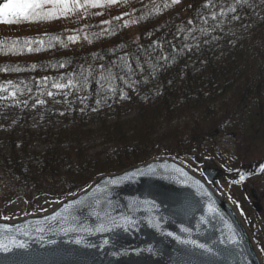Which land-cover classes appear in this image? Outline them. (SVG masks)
I'll return each instance as SVG.
<instances>
[{
  "label": "trees",
  "instance_id": "1",
  "mask_svg": "<svg viewBox=\"0 0 264 264\" xmlns=\"http://www.w3.org/2000/svg\"><path fill=\"white\" fill-rule=\"evenodd\" d=\"M78 3L20 20L58 23L47 34L0 39V102L12 97L24 105L0 111V219L13 217L6 211L11 203L20 202L25 216L42 212L99 176L154 158L182 163L198 156L232 171L249 149L258 151L264 0ZM182 6L184 17L176 15ZM16 76L25 79L7 83ZM38 100L43 107L34 111ZM226 136L232 145L224 154Z\"/></svg>",
  "mask_w": 264,
  "mask_h": 264
},
{
  "label": "water",
  "instance_id": "2",
  "mask_svg": "<svg viewBox=\"0 0 264 264\" xmlns=\"http://www.w3.org/2000/svg\"><path fill=\"white\" fill-rule=\"evenodd\" d=\"M195 162L201 178L176 161L157 158L100 176L49 212L0 220V238L15 237L28 245L0 252V264H262L242 219L219 188L240 177L212 160L195 157ZM150 169L154 174L138 175ZM83 198L93 206L79 210L75 218L69 216L67 205ZM106 215L120 223L128 218V230L96 232ZM157 222L160 230L152 226ZM192 239L218 255L181 243Z\"/></svg>",
  "mask_w": 264,
  "mask_h": 264
},
{
  "label": "rangeland",
  "instance_id": "3",
  "mask_svg": "<svg viewBox=\"0 0 264 264\" xmlns=\"http://www.w3.org/2000/svg\"><path fill=\"white\" fill-rule=\"evenodd\" d=\"M3 0H0V3ZM185 6L180 7L176 15L184 17ZM113 11H122V8H115ZM184 12V13H183ZM58 23L48 22L45 24H35L31 22L21 21L19 26L14 28L9 24L6 26L0 23V39L2 37L16 35V36H38L40 34H47L57 27ZM25 77L16 76L6 79L7 83L12 81H22ZM59 103L55 100L54 104ZM64 105V104H63ZM63 105H61L63 107ZM43 104H37L34 111L42 109ZM24 108V105L17 103L12 97H8L0 102V111H20ZM35 132L42 131L39 126L33 128ZM235 135L233 134V137ZM255 143L258 145V151H252L249 149L246 157L243 160V164H240L236 168L232 169L234 175H240L246 178L245 183H229L220 186L222 193L230 200L233 206L236 208L239 215L243 218L246 228L252 238L259 253L264 254V171H261V167L264 166V128L259 131L255 137ZM232 145V138L230 136L223 137L222 148H228ZM230 149L228 148L224 154ZM233 150L231 151L232 154ZM184 167L192 168L195 174L199 175V166L195 163L194 156H190L182 160ZM236 172V173H235ZM243 179V180H244ZM253 191V194L250 193ZM254 197V199L252 198ZM50 204L45 206L44 211H50L56 206H52L48 209ZM6 211L13 214L12 219H21L24 215V208L20 202L11 203Z\"/></svg>",
  "mask_w": 264,
  "mask_h": 264
},
{
  "label": "snow or ice",
  "instance_id": "4",
  "mask_svg": "<svg viewBox=\"0 0 264 264\" xmlns=\"http://www.w3.org/2000/svg\"><path fill=\"white\" fill-rule=\"evenodd\" d=\"M72 6L73 7H78L79 3L78 0H71ZM109 3H115L116 0H108ZM210 2V0H209ZM237 4L241 3L242 0H236ZM244 3L247 2V0H243ZM69 3L70 0H6V2L0 4V23L3 24H14V23H19L21 19L24 20H30V19H36V18H46L50 17L54 14L56 10H60L62 12H67L69 11ZM88 3L92 7L99 6L98 0H88ZM173 3H179V0H173ZM45 5H51L53 11L52 12H44V6ZM205 7H208V4H205ZM237 11L236 7H229L227 9V12H232L235 13ZM217 15L213 13L212 19L216 20ZM232 20H238L239 16L233 15L231 17ZM207 19H204V23L207 24ZM107 23V22H105ZM189 24H192L193 21H188ZM216 27H219V24L216 25ZM215 30V29H213ZM202 34L207 36L208 32L207 30H201ZM70 40H74L75 38L69 37ZM192 39H197V37L193 36ZM218 37L213 36L212 40H216ZM208 41L206 40L205 43ZM187 46V45H186ZM197 47L199 46L198 44L196 45ZM32 49H29L31 51ZM63 67V65H61ZM102 67V66H101ZM69 84H71V81H69ZM86 86V84H85ZM53 87L58 88V89H63L65 87H68L66 84L62 83H56L53 85ZM49 96H52V92H48ZM121 96L123 97V93H121ZM37 103L43 104V100H38ZM99 103V101L97 102ZM179 171V169H177ZM261 171H264V166L261 167ZM154 174V170L150 169L149 171H140L138 172V175L140 176H148ZM241 180L244 179L243 176L240 177ZM115 183V182H114ZM95 203H99V201H95ZM93 205L90 204L87 200V198L83 199H76L72 203L67 205V208L65 211L68 209H71L72 211L68 213L69 216L75 218V216L78 215L79 210H85L87 211L90 209ZM209 211H214L213 208L209 207ZM55 217H53L54 219ZM4 219H7V217H4ZM124 222L120 223L117 220L111 218L110 216H105L101 223H99L95 231L96 232H105V231H110L114 228H121L124 229L125 231L128 230L126 227L127 224H129L128 218H123ZM106 224H110L111 228L106 227ZM131 224L134 226L135 221H131ZM156 230H160V224L157 222L156 224L152 225ZM75 229H68L65 231H74ZM40 231H43L42 229ZM181 231H187V229H181ZM25 235H27V232H25ZM168 236H172L173 233L168 232ZM235 236V233L233 234ZM177 240H179V237H175ZM232 243H238V240L233 239L231 241ZM76 244H80V240L75 241ZM181 243L185 245H191L193 249H198L202 253H208L209 255H218L212 248L208 247L204 243H199L195 239L192 240H183ZM223 243V242H222ZM28 245L24 243L23 241H20L16 239L15 237H3L0 238V252L3 253H10L14 249H27ZM151 252L152 250L149 249Z\"/></svg>",
  "mask_w": 264,
  "mask_h": 264
}]
</instances>
